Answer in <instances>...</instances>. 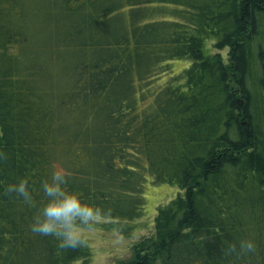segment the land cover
I'll list each match as a JSON object with an SVG mask.
<instances>
[{
	"label": "trees",
	"instance_id": "1",
	"mask_svg": "<svg viewBox=\"0 0 264 264\" xmlns=\"http://www.w3.org/2000/svg\"><path fill=\"white\" fill-rule=\"evenodd\" d=\"M0 152V264H93L31 230L57 167L125 238L177 188L114 264H264V0H0Z\"/></svg>",
	"mask_w": 264,
	"mask_h": 264
},
{
	"label": "clouds",
	"instance_id": "2",
	"mask_svg": "<svg viewBox=\"0 0 264 264\" xmlns=\"http://www.w3.org/2000/svg\"><path fill=\"white\" fill-rule=\"evenodd\" d=\"M6 159V154L0 152V161ZM68 175L64 169L57 167L51 181L42 184V192L47 198V203L40 210L31 230L43 236L58 238V246L62 249H76L85 243V234L94 231L99 221L110 217L112 210L86 203L79 193L66 191ZM7 193L15 194L28 204L33 203L27 179L8 185ZM253 252H255V244L250 240L240 241L238 248L237 245L232 244L224 250L226 256H240Z\"/></svg>",
	"mask_w": 264,
	"mask_h": 264
},
{
	"label": "rangeland",
	"instance_id": "3",
	"mask_svg": "<svg viewBox=\"0 0 264 264\" xmlns=\"http://www.w3.org/2000/svg\"><path fill=\"white\" fill-rule=\"evenodd\" d=\"M224 57L228 52V48L219 50ZM212 53H216V50L212 49ZM226 61V59L224 58ZM189 61L184 59L176 60L172 63L173 72H177L187 67ZM145 203H144V216L143 224L145 228L139 231L133 238H125L119 234L94 230L86 233L85 235L90 239L93 249V264H114L117 260L127 261L131 258V246L133 242L137 241L141 236H147L153 226V217L156 214V209L167 204L172 198L177 195V188L167 185L153 184L146 185Z\"/></svg>",
	"mask_w": 264,
	"mask_h": 264
},
{
	"label": "bare ground",
	"instance_id": "4",
	"mask_svg": "<svg viewBox=\"0 0 264 264\" xmlns=\"http://www.w3.org/2000/svg\"><path fill=\"white\" fill-rule=\"evenodd\" d=\"M161 185H167V184H161Z\"/></svg>",
	"mask_w": 264,
	"mask_h": 264
}]
</instances>
